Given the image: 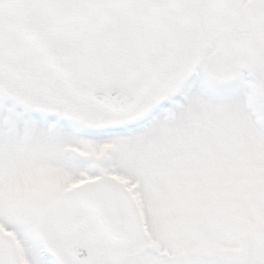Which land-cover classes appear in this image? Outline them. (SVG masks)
I'll list each match as a JSON object with an SVG mask.
<instances>
[{
  "label": "snow or ice",
  "instance_id": "snow-or-ice-1",
  "mask_svg": "<svg viewBox=\"0 0 264 264\" xmlns=\"http://www.w3.org/2000/svg\"><path fill=\"white\" fill-rule=\"evenodd\" d=\"M0 264H264V0H0Z\"/></svg>",
  "mask_w": 264,
  "mask_h": 264
}]
</instances>
